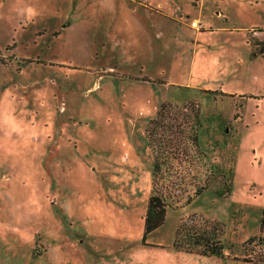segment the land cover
I'll list each match as a JSON object with an SVG mask.
<instances>
[{"label": "rangeland", "instance_id": "1", "mask_svg": "<svg viewBox=\"0 0 264 264\" xmlns=\"http://www.w3.org/2000/svg\"><path fill=\"white\" fill-rule=\"evenodd\" d=\"M195 1L152 3L205 26L218 8ZM247 3L241 25L264 30V0ZM173 19L132 0H0V264L264 258V31L214 16L198 41ZM156 192L166 220L145 237ZM184 220L224 256L178 247Z\"/></svg>", "mask_w": 264, "mask_h": 264}, {"label": "crops", "instance_id": "2", "mask_svg": "<svg viewBox=\"0 0 264 264\" xmlns=\"http://www.w3.org/2000/svg\"><path fill=\"white\" fill-rule=\"evenodd\" d=\"M132 1L136 2V4L138 6L147 8L150 13H160L161 15H163L166 18H170V19L174 18L173 20L176 21V24L178 26L177 27L178 31L175 34V36L177 35V38H178V35H180V31L184 30L183 26L191 27V24H192L191 28H193V22L196 21L199 23V25L196 27L197 38L199 41V39L201 37V33H199L198 31L203 32L204 30H207V29L212 30L214 28L213 20H212L214 16H217L218 18L221 19L222 24H219L217 27H221V28L228 29V30L240 28V27L248 29L250 27L249 25L248 26H242L241 23L243 21H245L244 17L247 18L250 16L249 14H247V11L252 10V7H249V5L250 6L252 5V3H250L248 5L247 2H250L252 0H213V5H215V8H218V9L212 11V14L210 15V17L208 19H206L207 22H205L206 23L205 26H203L202 22H199V21H203L202 18H201V20L198 18L196 20H193L191 23H189L188 20L187 21L180 20L179 18L172 16V14H169L165 8L166 7L165 5L167 4L168 0H165V2H166L165 5H160L158 3L154 4V3H152V0H132ZM206 2H207V0H196L194 2V5L201 4V11H202L205 9ZM256 18H258L257 20L263 19V17H262V19H259L260 17H258L256 15L253 18V21ZM253 25H255V23ZM252 29H253V31H251L250 28L247 31L253 32L252 34H253L255 41H257L258 43L261 42L260 39L256 37V34L257 33L259 34L261 31H264V30L258 31L257 29H260V28H258L256 25ZM262 29H264V28H262ZM181 35H182V33H181ZM192 39H194V38H192ZM255 48L256 49L259 48V44H257L255 46ZM162 82L169 83L170 81L164 80ZM181 85H182V83L180 84V86ZM184 85H186L187 87L192 86V85H190L189 82H186ZM204 90L207 91L209 89L203 88V91ZM223 91L228 95L229 94L234 95V97H236L238 95V93H234L235 90H233V89L227 88L226 90H223ZM263 216H264V206H263ZM263 236H264V232H263Z\"/></svg>", "mask_w": 264, "mask_h": 264}, {"label": "trees", "instance_id": "3", "mask_svg": "<svg viewBox=\"0 0 264 264\" xmlns=\"http://www.w3.org/2000/svg\"><path fill=\"white\" fill-rule=\"evenodd\" d=\"M210 91V90H207ZM214 92H217V90H214ZM224 92V91H220ZM225 93V92H224ZM164 106H162V109L160 111V115L163 116L164 114ZM157 119H155L153 122H155ZM153 130H151V126L147 128V136L151 142V139H153ZM158 158V155L156 156V159ZM159 168V161L157 159L155 164V170ZM202 189H198L197 193L200 194ZM166 220V204L164 203V200L162 198V195L158 192L152 194L149 198L148 202V208L145 215V237L153 232L155 229L160 227ZM261 230L262 233L264 232V216L262 218L261 223ZM183 235L188 236V240L191 243L194 244H201L204 246V249L200 251V253L205 255H222L224 256L223 252V246L220 243H216L211 238L207 237L206 230L203 229V227H200L196 224H189L187 221H182L176 231V245L178 247L182 246L181 237ZM254 238L249 239V242H253ZM188 242V241H187ZM188 242V244H191ZM192 250V249H191ZM244 261L247 262H255L258 264H264V258L259 256V258H254L249 255H246L242 258Z\"/></svg>", "mask_w": 264, "mask_h": 264}, {"label": "built area", "instance_id": "4", "mask_svg": "<svg viewBox=\"0 0 264 264\" xmlns=\"http://www.w3.org/2000/svg\"><path fill=\"white\" fill-rule=\"evenodd\" d=\"M198 25H199L198 22H196V21L193 22V26L197 27Z\"/></svg>", "mask_w": 264, "mask_h": 264}]
</instances>
